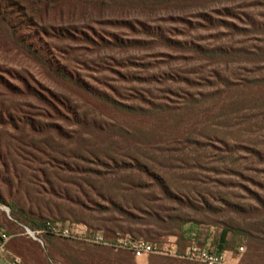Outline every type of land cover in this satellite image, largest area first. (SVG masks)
I'll list each match as a JSON object with an SVG mask.
<instances>
[{"label":"rangeland","instance_id":"obj_1","mask_svg":"<svg viewBox=\"0 0 264 264\" xmlns=\"http://www.w3.org/2000/svg\"><path fill=\"white\" fill-rule=\"evenodd\" d=\"M63 19L101 35L146 41L125 49L78 46L63 57L117 102L72 95L100 131L81 135L63 122L64 138L0 125V223L21 231L1 208L12 213L14 206L109 238L128 234L162 253L136 257L72 238H49L43 247L21 236L9 241L11 255L4 258L15 264H204L183 256L191 238L217 251L220 232L234 229L221 252L226 264H264V0L114 4ZM114 19L157 27L171 42L104 23ZM0 66L69 94L14 50L0 47ZM0 101L39 112L40 106H28L32 100L1 89Z\"/></svg>","mask_w":264,"mask_h":264},{"label":"trees","instance_id":"obj_2","mask_svg":"<svg viewBox=\"0 0 264 264\" xmlns=\"http://www.w3.org/2000/svg\"><path fill=\"white\" fill-rule=\"evenodd\" d=\"M188 0H0V47L16 51L32 63L40 67L50 79L59 83L69 91L53 92L40 82L13 70H6L0 66V89L12 98L30 99L36 104H28L32 109L35 105L39 112L31 110L23 111L21 106L5 105L0 101V125L11 126L14 129H27L32 134H44L55 132L59 136L67 138L64 125L77 127V131L83 133L100 131L96 120L89 119L86 113L80 112L74 94H82L86 97L100 101L102 104H116L105 92L94 89L88 81L81 78L64 60V56L71 53L76 47H90L93 50L101 49H125L139 47L146 40L123 39L114 33L99 34L89 25L64 22L63 17H69L76 12L99 10L114 4H150L163 6L170 2ZM58 19V20H57ZM106 24H118L133 33H142L152 37V41L171 42L165 38L159 28H151L143 22L129 21L126 19L113 21L106 20ZM178 44V42H176ZM113 107V106H111ZM129 108V106H126ZM42 109L43 112L40 111ZM121 111V109L116 108ZM132 112V111H130ZM53 119L46 122L44 119ZM0 201L2 202L1 198ZM9 220L25 224L31 228H40L46 222H58L60 219L47 220L43 217L23 212L14 206L10 207ZM15 213L22 216V222L15 217ZM66 222V221H63ZM0 229L3 224L0 223ZM237 230L223 229L217 238V251L223 252L227 248L230 234H236ZM181 232L179 239L183 238ZM49 238H60L46 235Z\"/></svg>","mask_w":264,"mask_h":264},{"label":"built area","instance_id":"obj_3","mask_svg":"<svg viewBox=\"0 0 264 264\" xmlns=\"http://www.w3.org/2000/svg\"><path fill=\"white\" fill-rule=\"evenodd\" d=\"M1 208L9 216V208L2 205ZM11 219V218H10ZM21 229L20 232L11 233L5 229H0V256L5 252L9 241L18 236L29 238L39 245L43 246L46 235H52L60 238H72L83 240L87 244H99L107 246L113 250H125L139 257L150 253H162L161 249L152 245L143 239H136L132 236L120 235L113 238L106 237L99 231H91L86 225L75 222H46L43 227L31 228L25 224L15 221ZM240 250L242 247L239 248ZM176 257L178 254L172 252ZM184 257L200 261L204 264H226L224 255L221 252L211 250L207 247H199L197 243L192 242L183 254Z\"/></svg>","mask_w":264,"mask_h":264},{"label":"crops","instance_id":"obj_4","mask_svg":"<svg viewBox=\"0 0 264 264\" xmlns=\"http://www.w3.org/2000/svg\"><path fill=\"white\" fill-rule=\"evenodd\" d=\"M193 235H194V237H197L196 236V232H194V233H192ZM21 236H18V237H14V238H20ZM13 238V239H14ZM197 238H191V243L192 242H195L194 240H196ZM10 243V242H9ZM190 243V244H191ZM8 245V244H7ZM7 253H8V255H11V253L8 251V249H7V246H6V250H5V252L0 256V264H15L16 262H15V260H13V263H11L9 260L10 259H12V257L10 256V257H8L7 259H5L4 257H5V255H7ZM7 261H9V262H7Z\"/></svg>","mask_w":264,"mask_h":264}]
</instances>
